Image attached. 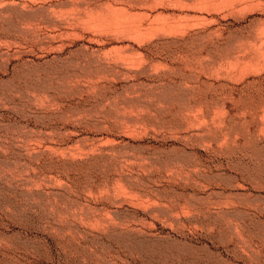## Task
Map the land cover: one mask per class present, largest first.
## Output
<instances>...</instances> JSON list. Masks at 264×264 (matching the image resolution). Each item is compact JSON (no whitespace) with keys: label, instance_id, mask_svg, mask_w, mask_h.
<instances>
[{"label":"rangeland","instance_id":"obj_1","mask_svg":"<svg viewBox=\"0 0 264 264\" xmlns=\"http://www.w3.org/2000/svg\"><path fill=\"white\" fill-rule=\"evenodd\" d=\"M201 1L0 0V264H264V0Z\"/></svg>","mask_w":264,"mask_h":264},{"label":"bare ground","instance_id":"obj_2","mask_svg":"<svg viewBox=\"0 0 264 264\" xmlns=\"http://www.w3.org/2000/svg\"><path fill=\"white\" fill-rule=\"evenodd\" d=\"M176 1H177V2H184V1H192V0H175V2H176ZM200 1H201V0H200ZM204 1H207V0H204ZM204 1H201V3L204 2ZM67 2H68V1H67ZM197 2H198V0H197ZM207 2H209V1H207ZM204 4H205V2H204ZM118 11H119V10H118ZM118 11H117V12H118ZM119 12H120V11H119ZM112 14H116V13H115V12H113V13L111 12V15H112ZM118 16H119V15H117V17H118ZM122 16H123V15H122ZM114 17H115V19H116V16H115V15H114ZM119 18H120V17H119ZM119 18H118V19H119ZM121 18H122V17H121ZM121 18H120V19H121ZM115 19H114V20H115ZM121 21H122V20H121ZM123 21H124V20H123ZM119 30H120V29H119ZM122 30H123V29H122ZM124 30L127 31V29H124ZM131 32H132V31H131ZM116 34H117V33H116ZM122 34H123V33H122ZM126 34H127V33H126ZM122 36H123V35H122ZM124 187H125V186H124ZM121 188H122V187H121ZM8 246H9V245H8ZM18 249H19V248H18Z\"/></svg>","mask_w":264,"mask_h":264}]
</instances>
